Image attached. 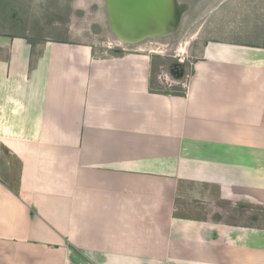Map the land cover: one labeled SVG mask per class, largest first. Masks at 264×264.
<instances>
[{"label":"crops","instance_id":"crops-1","mask_svg":"<svg viewBox=\"0 0 264 264\" xmlns=\"http://www.w3.org/2000/svg\"><path fill=\"white\" fill-rule=\"evenodd\" d=\"M206 45L0 34V264H264V46Z\"/></svg>","mask_w":264,"mask_h":264},{"label":"rangeland","instance_id":"rangeland-1","mask_svg":"<svg viewBox=\"0 0 264 264\" xmlns=\"http://www.w3.org/2000/svg\"><path fill=\"white\" fill-rule=\"evenodd\" d=\"M130 3L131 15L120 16L109 0H0V34L24 37L32 46L59 40L94 44L102 51L150 49L157 60L153 75L161 66L170 80L176 79L169 74L172 65L177 63L184 76L196 58L202 60L200 50L209 41L264 46V0H148L150 12L137 0ZM157 4L158 14H146ZM184 90L175 83L167 89L177 95Z\"/></svg>","mask_w":264,"mask_h":264},{"label":"water","instance_id":"water-1","mask_svg":"<svg viewBox=\"0 0 264 264\" xmlns=\"http://www.w3.org/2000/svg\"><path fill=\"white\" fill-rule=\"evenodd\" d=\"M137 1L141 5V8H144V10L150 12L149 7L146 9V6L148 5L147 4L148 0H137ZM128 2L129 0H109V7L114 11L113 13H115V15L130 16L131 15L130 13L133 9V6H132L133 4L130 3V5H127ZM151 5H153V2L151 3ZM160 7H161V4H157L154 11H151V13H146V14H152L153 16H155L156 14H158L159 11H161ZM140 16L144 17L145 15L141 14ZM113 28H115V26ZM182 76H183V73H179V77L177 79L182 78Z\"/></svg>","mask_w":264,"mask_h":264},{"label":"flooded vegetation","instance_id":"flooded-vegetation-1","mask_svg":"<svg viewBox=\"0 0 264 264\" xmlns=\"http://www.w3.org/2000/svg\"><path fill=\"white\" fill-rule=\"evenodd\" d=\"M179 73H184L180 66L177 63L172 65V68L169 70V74L175 76L176 78L179 77Z\"/></svg>","mask_w":264,"mask_h":264}]
</instances>
